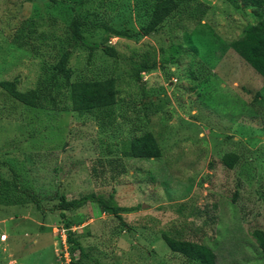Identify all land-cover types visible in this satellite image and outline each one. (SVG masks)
<instances>
[{
  "label": "rangeland",
  "instance_id": "obj_1",
  "mask_svg": "<svg viewBox=\"0 0 264 264\" xmlns=\"http://www.w3.org/2000/svg\"><path fill=\"white\" fill-rule=\"evenodd\" d=\"M154 2L0 0V79L33 87L68 49L72 80L113 74L118 89L115 103L79 114L0 87V264H190L166 236L210 245L218 264H264L251 235L264 229V77L229 46L257 15L230 0H179L147 34L103 26L138 31ZM73 15L117 55L72 40ZM137 62L156 65L135 79ZM147 130L161 155L132 157L130 139ZM226 152L238 155L232 168ZM112 190L130 230L93 202L64 216L57 207L61 195ZM66 221L83 253L66 242Z\"/></svg>",
  "mask_w": 264,
  "mask_h": 264
},
{
  "label": "trees",
  "instance_id": "obj_2",
  "mask_svg": "<svg viewBox=\"0 0 264 264\" xmlns=\"http://www.w3.org/2000/svg\"><path fill=\"white\" fill-rule=\"evenodd\" d=\"M230 1L236 6H240L242 3L245 6H251L257 15V20L246 24L242 33L233 38L229 46L264 77V0ZM194 6L196 7V5ZM179 9H181L179 0H155L148 21L138 31H129L126 28H117L105 23H103V26L108 32L125 35V37L136 36L138 32L147 34L157 30L167 16ZM204 10L205 7L198 9V11L195 9L193 12L196 13L195 16H199L204 14ZM82 22L77 15L71 17L69 27L72 40H78L89 51L93 48H100L108 56L117 55V50L112 44L87 40L81 30ZM68 56L69 50L64 49L57 58V62L51 67L52 69L46 71L33 87L26 89L19 88L16 85V78L0 79V87L16 99L22 101L23 104L53 109L70 108L79 114L92 113L98 107L108 106L116 102L118 99V89L113 74L104 78L72 80L70 78L72 71L67 65ZM155 65V62H137L132 64L130 71L133 77L138 79L141 71L148 70ZM61 92L65 93L68 100L65 105L59 104L60 101L56 98ZM257 94H260V91ZM137 135L132 137L128 143L129 153L132 157L154 158L161 155L157 138L151 130ZM237 159L238 155L236 153L226 152L222 155L221 160L225 166L232 168ZM88 202L96 203L103 213H112L120 221L123 229L130 230L128 224L122 218V212L129 209L118 204L113 190L107 195L88 192L73 199H66L61 195L57 207L61 210V216H64L65 211L80 208ZM65 224L67 225L66 242L72 245L71 249L78 248L83 253L82 246L73 238V232L69 229L70 221H66ZM251 235L258 244L257 247L264 255V229L255 228L252 230ZM165 239L170 249L184 256L190 264H218L216 253L208 244L197 243L187 239H174L167 236ZM79 262L80 259L78 258L73 264H79ZM93 264L99 263L95 261Z\"/></svg>",
  "mask_w": 264,
  "mask_h": 264
},
{
  "label": "built area",
  "instance_id": "obj_3",
  "mask_svg": "<svg viewBox=\"0 0 264 264\" xmlns=\"http://www.w3.org/2000/svg\"><path fill=\"white\" fill-rule=\"evenodd\" d=\"M6 234L7 233L0 234V243H3L5 241Z\"/></svg>",
  "mask_w": 264,
  "mask_h": 264
}]
</instances>
